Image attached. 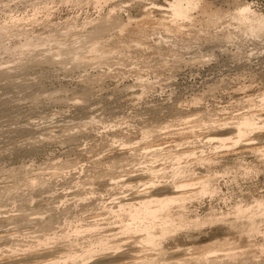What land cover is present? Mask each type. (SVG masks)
Instances as JSON below:
<instances>
[{"label": "rangeland", "instance_id": "rangeland-1", "mask_svg": "<svg viewBox=\"0 0 264 264\" xmlns=\"http://www.w3.org/2000/svg\"><path fill=\"white\" fill-rule=\"evenodd\" d=\"M93 1L0 0V26L6 25L13 31V34L0 37V44L17 48L9 54L0 52V71L1 68L9 70V73L0 75V182L15 186L14 192L0 198V233L18 231L11 239L0 238V264L35 253L68 250V241L75 239L71 234L69 238L46 248L38 246V240L44 234L37 224L38 218L54 214L56 210L71 209L66 214V220L61 219L62 223L53 230L57 233L61 230L63 233L70 232V226H74L77 220L85 226L95 219L106 218L107 215L99 209L101 205L108 206L112 199L129 192L113 187L112 191L107 188L110 193L104 189L102 193L98 183L87 184L88 178L84 175L99 169L94 165L97 160L119 159L123 141L127 142V147L144 148L145 141H141L144 131H154L155 136L147 142L150 146L160 144L165 150L172 146V150L195 151L196 156L216 158L217 163L208 166L210 168L197 165L194 156L182 159V165L193 168L196 174L199 172L198 175H218L215 181L220 197L212 200L205 198L190 205L193 216L207 218L212 213L219 216L229 212L235 202H249L253 197L264 195L263 156L246 153L239 146L216 152L213 150L216 144L201 142L207 132L202 120L206 124L212 121L230 123L247 110L261 109L258 107V96L264 92V37L254 39L236 33L237 36L230 28V32L234 31L231 37L218 42L212 39L216 30H210L208 34L190 32L175 41L173 51L163 49V52L154 55L155 58L151 56L153 71L144 72L143 78H138L133 66L125 60L126 53L133 48L127 50L129 52L115 53L105 62H97L94 56L88 54L85 48L88 45H82L79 60L69 55L62 58L55 56L53 60L56 63L37 64L42 56L43 60L56 52L60 44L76 46L73 41L86 36L98 18H105L112 9L123 20L127 15L137 17L141 9L149 7L150 3L165 4V0H106L100 8ZM206 1L221 12L231 11L240 2H250L254 10L264 14V0ZM217 31L219 36L226 33L225 28ZM116 33V28H109L96 41L112 42ZM38 36H51L52 40L49 39L48 43L36 41L26 50L19 47L22 38ZM177 52H180L178 56ZM137 53L143 55L145 52ZM195 56H206L205 61L192 60ZM208 56L211 58L208 59ZM175 57L177 59L174 60ZM21 65L28 69L17 70ZM250 98L254 100L251 105L247 103ZM195 99L199 105L193 102ZM190 125L196 126V136L190 135ZM165 126L168 129H161ZM167 130L169 136L163 134ZM177 132L186 134L179 135ZM171 140L176 141L178 146H174ZM138 153L136 162L126 166V161H123L125 171H134L151 161L150 155L142 151ZM161 163L160 159L157 165ZM92 165L94 168H91ZM244 166L254 168L256 172L244 178L239 175ZM120 170L116 171V175L125 174ZM36 175H40L39 180L30 188L22 183ZM41 178L48 181L44 188L39 187L43 186ZM84 198L86 200L82 201ZM90 203L94 204V210L82 213L80 207ZM113 222V219H108L101 225L106 229L105 234L118 231ZM222 225H205L199 230L177 234L165 243L161 252L143 251L137 254L140 259L133 262L147 264L143 262L145 257H153V264H200L181 263L183 258L178 255L179 252L188 249L190 252H203L212 243L227 240L228 244L221 247L226 252L218 253L221 263L217 264H239L240 258L246 259V264H264V237L257 236L247 241ZM86 234H81L74 243L76 247L71 249L80 251L87 245L90 235L97 236ZM116 237L115 243L120 244L119 237ZM126 252L127 247L123 246L117 255ZM223 253L232 254L233 261L222 257ZM58 256L53 254L46 259L33 260L30 264H49L54 258L58 260ZM130 262L132 260L122 258L111 264ZM88 264H94V261Z\"/></svg>", "mask_w": 264, "mask_h": 264}, {"label": "bare ground", "instance_id": "bare-ground-1", "mask_svg": "<svg viewBox=\"0 0 264 264\" xmlns=\"http://www.w3.org/2000/svg\"><path fill=\"white\" fill-rule=\"evenodd\" d=\"M63 1L79 2L90 0ZM105 2L106 0H94L93 4L101 8V5L105 4ZM164 3V5L150 3L149 7L140 8V14L137 17L127 15L126 19L123 20L114 13L115 9H112L108 16L105 18L100 17V19L98 18V21L96 20L97 22H95L93 26L92 24L90 25L92 26V29L86 34V36L78 37L73 41L76 46L77 44L79 46L76 47L67 44L66 46L64 45V47L62 46L64 43H59L60 46L57 45L59 48L56 52L52 54L50 53V55L43 58V60L42 56L41 61L38 60L39 62L37 61V64H53L55 60H53V57L55 56H61L62 58V56L69 55L74 58V60H79V55L83 50V47H81L82 45H88L85 47L87 48L88 54L92 57L94 56V60H97V62H105L113 57L115 53L120 54L122 51L124 52L133 48L130 53L125 52V60L133 66V71L137 77L143 78L142 74L150 71L154 66L151 56L155 58L154 55L159 54L163 49L173 51L175 47L173 44L177 42L176 40L179 38L181 39L183 35H188L190 32L194 31L197 34H208L210 30H216L212 33V39L218 42L231 37L234 31L230 32V28L235 30V34L237 33L242 36H249L254 39L264 37V14L258 12V10H254L253 5L250 2H240L233 7V9L231 8V11L225 12L217 10L206 0H165ZM109 28L117 29L115 39L112 40V42L106 40L105 42L96 41V39L104 34ZM221 28L222 30L225 28L226 33L219 36L217 30ZM14 31L16 32V30ZM6 34H13V31L9 30L6 25L0 26V37L2 38ZM197 34L195 35L197 36ZM111 36L113 37V35ZM50 37L51 36H45L44 38L41 36L36 38L25 37L22 38L23 41L22 44L20 43L21 45L19 47L27 49L30 46H33L36 41L48 43L49 39L52 40ZM188 38L190 39V37ZM32 40H34V42H32ZM15 48V46L14 48L8 47L2 42L0 44V52H4L5 54L15 52L14 50H17V48ZM139 51H144L145 53L139 55V53H137ZM178 53L180 52H177V56ZM205 57L195 56L192 60L196 58L197 62H204ZM207 58L209 59L211 57L208 56ZM175 59L177 58L175 57L174 60ZM124 63L126 64V62ZM161 63L163 65L166 64L165 62ZM27 69L26 66L21 65L17 70L26 71ZM7 73H9L8 68H1L0 75H5ZM258 98V107L261 108L260 110H247L243 114L234 118V121L230 123H218L217 121H212L210 124H206V122L202 120V126L205 127L207 132L203 135L201 142L208 145L216 144L213 147V150L216 152L221 149L223 151V149H231V147L239 146V148L243 149L246 153H258L264 157V135L262 134L264 131V92L261 93ZM193 102L197 104L196 99L193 100ZM253 102L254 100L251 98L247 100V103L249 104ZM189 121H191L190 118ZM195 127L196 126H191L189 128L190 135L196 136L194 131ZM161 129L166 130L168 129V126ZM163 134L169 136L168 130ZM177 134L185 135L186 133L177 132ZM172 135H174V133ZM154 136V131L152 130L141 133V141H145V147L141 150L136 149L137 146L135 148L133 146L127 147V142H121V148L119 149L121 151V153H119L121 156L119 159H108L104 161L97 160L94 165L99 169H94L95 171L90 169V171H93L92 174H89L88 170V174L86 175L85 173L84 176L88 178L87 184L88 182L91 185L98 183L97 187L100 186L102 188V193L103 189L106 193L107 191L110 193L113 190V187L121 188L127 193L129 192L127 195L120 198L112 199L108 206L101 205L102 207L99 209L107 215L106 218L95 219L85 226L80 223L81 220H77L76 224L70 226L71 228L68 230L71 233H63L62 230L57 233L53 230L56 226L58 227V225L62 223L60 222L61 219L64 221L66 220V214L69 213L71 209L67 207L63 210H58V212H56L57 210H54V214L51 213L46 217L38 218L39 220L37 221V224L44 233L43 238L38 240V246L46 248L59 240H65L73 235L75 239L68 241L69 249H55L54 251L35 253L21 259L11 258L2 264H30L33 260L39 261L46 259L47 257H52L53 254H58L60 256L57 257L58 260H55L54 258L53 260L55 261L52 260L49 264H78L82 262H87L86 264H88L91 263V261H94V264H111L118 262L122 258L132 260V262L127 264H138V262H133L140 259L137 254L148 250H158L161 252L164 249L165 243L173 240L174 236L177 234L199 230L201 227L203 228V226L211 224H223L222 226H226L225 228L228 229L229 232L235 231L240 237L246 238L247 241H249L250 238L257 236L264 237V195L253 197L249 202L242 200L235 202L229 212L221 213L219 216L214 215L213 213L207 218H199L197 217L198 215L193 216L194 214L192 215L189 209L190 205L203 201L205 198L212 200L220 197V189L215 181V177H218V175H210L208 172V174L198 175L199 172L196 174L193 168H190L187 165H182V159L188 156H194L197 165L211 167L212 164L217 163L215 162L216 158H203L202 156H196L197 153L195 151L172 150L171 145V147L168 146L170 149L166 150L162 149L160 144L150 146L147 142L150 140L149 138ZM159 141H161V139H159ZM172 142L174 143V140ZM174 144V146H178L176 145V141ZM139 151L144 152L146 155H150L151 161L144 166H138L140 168L134 171H125L122 164L123 161H126L125 165L134 161L136 162L137 157L139 156ZM160 159L163 161V163L159 164L161 167L157 165ZM94 165H92L93 167L91 168H94ZM204 166L202 167L204 168ZM118 169H121L120 173L125 174L116 175ZM205 169L207 171V168ZM208 170L211 172V169ZM241 170H239L241 171V174L238 171L239 175H243L244 178L252 176L256 172L254 168L248 166H244ZM81 172L84 173V171ZM54 174L56 173L54 172L53 175ZM39 176L36 175L35 178L24 180L22 183L24 182L26 186H29L30 188L39 180ZM42 179L43 178H41L40 183L43 186L39 187L44 188V185H47L48 181ZM46 187L48 188V186ZM14 188L15 186L13 185L8 186L6 183L0 182V198H4L3 195L7 196L9 192L12 193ZM107 188L112 190L109 192ZM1 199L0 201H2ZM85 200V198L82 199V201ZM89 210H94L93 203L80 207L82 213H84L83 211L87 212ZM108 219H113V223L116 224L118 230L116 233L105 234L106 229L101 227V225ZM100 221H103V223H100ZM16 232L18 231H3L0 233V238L7 240L11 239L15 236ZM83 233H87L86 235L96 234L97 236L90 235L87 240V245L81 247L80 251H76L75 248L71 249V247H76L74 243L78 241V237ZM116 236L119 237L120 244L115 243L114 240L117 238ZM112 237L114 238L110 239ZM227 244V240L223 242H214L203 252H190L191 250L189 249L182 251L179 250L180 252L178 255L183 258L181 259V263L217 264L221 263V260L219 261L221 257L218 256V253L226 252V250H223L221 247H224ZM123 246L127 247V252L122 255H117ZM78 251L80 253H78ZM158 255L161 256L160 253H158ZM222 257L233 261L232 254L223 253ZM234 260L239 259L234 258ZM144 261L147 264H153L155 260L153 257H145L143 262ZM239 262V264H246V259L240 258Z\"/></svg>", "mask_w": 264, "mask_h": 264}]
</instances>
